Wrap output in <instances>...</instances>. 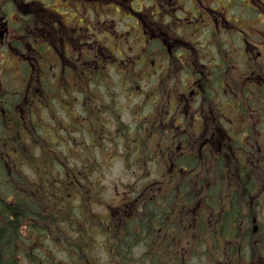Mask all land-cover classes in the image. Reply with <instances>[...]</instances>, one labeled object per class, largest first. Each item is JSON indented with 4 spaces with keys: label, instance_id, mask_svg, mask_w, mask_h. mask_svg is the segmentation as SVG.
<instances>
[{
    "label": "clouds",
    "instance_id": "9594fccd",
    "mask_svg": "<svg viewBox=\"0 0 264 264\" xmlns=\"http://www.w3.org/2000/svg\"><path fill=\"white\" fill-rule=\"evenodd\" d=\"M209 2L203 0L201 14L217 21L214 28L201 20V35L184 27L186 21L175 22L179 31L174 29L169 40L176 41L173 47L178 37L196 38V50L183 63L170 60L150 83L142 81L134 65L102 63L96 74L80 76L74 87L66 88L87 120L80 131L61 133L64 141L53 146L54 157L39 148L33 150L35 159L22 158L19 152L0 157V193L6 202L0 203V264H264V57L258 62L253 49L245 56L239 46V39L248 38L243 31L235 44L222 42L220 30L227 26L221 15L207 13ZM31 7L30 26H14L6 34L0 29V80L13 103L23 101L20 108L8 105L6 124L27 130L24 143L31 142V122L41 117L51 122L54 108L35 77L29 91L21 94L8 52L14 42L26 48L36 36L55 42L63 33L53 28L56 18L39 4ZM231 11L264 28V0H243ZM258 36L264 40V33ZM91 68L96 70V65ZM188 78L198 80L203 128L194 130L189 117L165 134L155 122L165 127L169 98L192 87ZM142 82L144 92L138 96L135 85ZM46 83L49 93L64 94L56 81L49 78ZM224 107L232 140L220 125L224 117L219 109ZM176 115L174 110L169 119ZM2 117L0 113V143H5ZM178 140L186 145L182 152L173 150ZM8 151L0 147V152ZM53 172L56 183L65 188L72 183L85 215H72L68 202L58 203L57 211V202L41 203L29 196L36 185L51 183ZM92 207L110 214L93 216ZM17 211L23 213L18 222L10 214ZM37 213L42 227L33 229Z\"/></svg>",
    "mask_w": 264,
    "mask_h": 264
},
{
    "label": "flooded vegetation",
    "instance_id": "af4514ba",
    "mask_svg": "<svg viewBox=\"0 0 264 264\" xmlns=\"http://www.w3.org/2000/svg\"><path fill=\"white\" fill-rule=\"evenodd\" d=\"M240 2L243 0H210L207 13H216L223 17L221 23L227 27L220 30L222 42L231 41L235 44L239 33L245 32L248 38L239 39V46L243 48L245 56L249 49H253L259 62L260 58L264 57V40L259 38L258 33H264V28L255 27L251 20L245 22L242 18H237L231 11V6ZM33 3L39 4L44 12L56 18L53 28H62L63 33L54 38L55 42L36 36L26 48L23 45L16 46L14 42L8 52L9 63L15 70L16 84L21 94L29 91L35 77L41 84L40 91L50 95L54 114L59 115L61 111L64 121H67L68 131L72 132L80 131L87 120V117L80 116L77 112L76 97L69 99V93L66 91V88L75 86L74 81L80 76L96 74L102 63L105 67L109 64L122 65L125 68L134 65L136 73L150 83L153 74L159 76L161 69L166 68L170 60L183 63L190 52L196 50L195 37H178L179 43L175 47L173 44L176 41L169 43L173 30L179 31L176 21H186L184 27L194 28L201 35V20L210 28H214L217 23L209 15L201 14L203 0H127V3L125 0H0V29L3 33H8L14 26H30ZM149 44L151 48L148 47ZM2 60L3 51L0 49V61ZM52 64L53 67L55 65V72L48 77L46 66ZM91 65H96V70H93ZM174 69L175 66H172L168 71ZM49 78L56 81V87L64 92L62 96L56 92L49 93L46 83ZM188 83L192 87L169 98L168 113L163 120L165 127H161L160 120L155 122V127L165 134L178 128L181 121L189 117L194 130L203 128L204 121L197 110L200 105L199 90L196 87L198 80L188 78ZM137 92L139 96L144 91L138 87ZM204 92L207 95L206 87ZM144 99L150 102L149 98ZM20 103H13L3 80H0L2 119H5L9 112V104L15 109L20 108ZM80 107L83 109V101ZM174 110L177 112L176 119L171 120L169 118ZM194 110L196 114L192 115ZM24 111L27 109H21V112ZM219 112L224 117V120L220 121L223 133L232 140L233 136L224 122L230 119L226 107L220 108ZM59 119L60 117L55 115L53 121L56 126ZM169 124L170 128L167 127ZM69 139L74 140L75 137L70 136ZM162 143L166 146L167 140ZM172 147L175 152H182L186 145L178 140ZM260 223L261 218L257 216V224Z\"/></svg>",
    "mask_w": 264,
    "mask_h": 264
},
{
    "label": "trees",
    "instance_id": "16d2710c",
    "mask_svg": "<svg viewBox=\"0 0 264 264\" xmlns=\"http://www.w3.org/2000/svg\"><path fill=\"white\" fill-rule=\"evenodd\" d=\"M138 74V73H137ZM142 81H146L145 78H141ZM147 82V81H146ZM141 84H143L141 86ZM139 87V90L144 91L145 83H137L135 85L136 89V95L138 94L137 88ZM44 88V87H43ZM60 117L58 120V125L56 126L55 122L53 121L54 119L51 120V122L45 121L43 117H41L39 120H33L32 123V129L31 132L29 133V140L31 141L30 143H24L23 142V137L26 133L27 130L20 128L18 131L10 128L7 126L6 122L8 121L9 118V112L6 114L5 119L3 121L5 122V129L4 131L8 133V139L7 142L5 143H0V147L2 148H8V152H0V157L3 156H11L13 152H19L20 156L22 158L24 157H30L35 159L33 157V150L39 148L41 151V154H46V153H51V155L54 157L55 153L52 152L53 146L59 147L63 144L64 141V136L61 135V133L67 134L68 128H67V121H64L63 115L62 117L58 114H55ZM34 134V137H33ZM10 145H16V148H10ZM10 174V173H9ZM53 176V181L51 183H41L39 185L35 186V190L29 192V196L32 197L35 201L43 203L46 200L51 199L52 201L57 202L54 207L58 211V203L60 202H68L71 204V214L72 215H85V207L83 204V199L82 197L74 192L72 190V183L69 182L67 185V188H65L62 184H58L55 181V176L56 173H52ZM66 177V174H64ZM53 189H57L53 191ZM25 191V190H21ZM0 203H6L2 199V193H0ZM9 207H11L9 205ZM47 208V205H45V209ZM95 207L91 208V212L93 216H98V214L93 213V209ZM11 215H13V219L16 220L17 222L19 219L23 216L22 212H10ZM37 216L36 220L31 221V227L33 229H36L38 227H42L40 224V214H34ZM102 217V216H101ZM54 218V217H53ZM100 218V217H99ZM102 219V218H101ZM9 223H12L9 221ZM17 227H22L19 223H17ZM66 227L68 229H72L75 227V225L72 224H66ZM46 230V229H45ZM56 242H59V237H56Z\"/></svg>",
    "mask_w": 264,
    "mask_h": 264
},
{
    "label": "rangeland",
    "instance_id": "374dc122",
    "mask_svg": "<svg viewBox=\"0 0 264 264\" xmlns=\"http://www.w3.org/2000/svg\"><path fill=\"white\" fill-rule=\"evenodd\" d=\"M55 65H54V67H53V64H52V66L51 65H48V66H46V72L48 73V77H50V76H52V74L55 72ZM143 84H141V86H142ZM59 115L60 116H62V113H61V111L59 112ZM109 206L111 207V208H115V205H113V204H109ZM106 212V209L105 208H103V207H95L94 209H93V213L94 214H98V216L100 217V218H102L105 214ZM102 216V217H101Z\"/></svg>",
    "mask_w": 264,
    "mask_h": 264
}]
</instances>
